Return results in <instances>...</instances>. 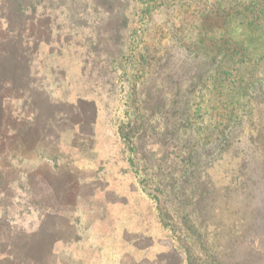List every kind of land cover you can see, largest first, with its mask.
Listing matches in <instances>:
<instances>
[{
  "label": "rangeland",
  "instance_id": "obj_1",
  "mask_svg": "<svg viewBox=\"0 0 264 264\" xmlns=\"http://www.w3.org/2000/svg\"><path fill=\"white\" fill-rule=\"evenodd\" d=\"M0 264H264V0H0Z\"/></svg>",
  "mask_w": 264,
  "mask_h": 264
}]
</instances>
